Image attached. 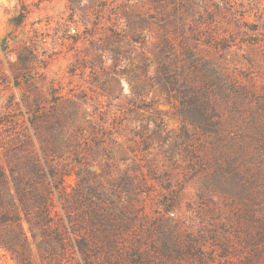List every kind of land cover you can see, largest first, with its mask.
Returning <instances> with one entry per match:
<instances>
[{"label": "rangeland", "instance_id": "374dc122", "mask_svg": "<svg viewBox=\"0 0 264 264\" xmlns=\"http://www.w3.org/2000/svg\"><path fill=\"white\" fill-rule=\"evenodd\" d=\"M166 38L178 69L204 59L264 94V0H0V168L53 159L71 172L69 193L80 183L92 196L75 210L90 262L68 232L66 256L52 263L30 236L33 264H111L110 251L120 264H264V243L256 252L243 241L249 223L231 212L210 139L188 126L186 138L179 101L155 83ZM0 264L18 263L0 247Z\"/></svg>", "mask_w": 264, "mask_h": 264}, {"label": "trees", "instance_id": "16d2710c", "mask_svg": "<svg viewBox=\"0 0 264 264\" xmlns=\"http://www.w3.org/2000/svg\"><path fill=\"white\" fill-rule=\"evenodd\" d=\"M157 49L155 83L157 80L156 85L159 84L170 98L179 101L186 138H190L188 126L210 139V150L217 153L214 160L216 178L222 179L228 187L224 191L229 196L235 220L249 223L243 228V241L257 252L259 245L264 243V94L239 85L204 59L189 56V65L185 64L183 70L178 69L172 60L174 44L168 38L159 42ZM132 89L133 96L144 95V88L139 84ZM57 121L62 122L59 118ZM156 128L161 129L159 125ZM140 135L146 145L153 141L150 134L147 139L143 133ZM41 137L46 157L55 155L56 144ZM193 157H197L196 154ZM248 159L251 163L255 160V165L251 166ZM237 160H244L243 166H236ZM47 161L44 167L36 156L31 155L25 157L23 168L14 166L9 173L0 168V247L10 252L16 263L33 264L28 254L31 236L37 243L42 261L52 263L55 258L66 256L71 236L82 257L90 262V240L86 234H81L79 227L82 226L75 219L78 203L92 201L90 186L79 183L78 188L69 193L64 178L71 172L60 173L59 167L52 163L53 159ZM9 177L15 184L23 213L8 190ZM55 192L70 219L69 226L62 222L56 209ZM239 204L241 207L237 208ZM85 213L92 222L93 216L100 217L101 210L93 208ZM228 247L227 244L225 249ZM105 258L111 264H120L118 260L114 262L111 251Z\"/></svg>", "mask_w": 264, "mask_h": 264}]
</instances>
